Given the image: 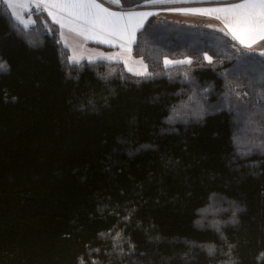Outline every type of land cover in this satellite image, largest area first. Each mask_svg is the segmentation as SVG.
I'll return each instance as SVG.
<instances>
[{
	"label": "trees",
	"instance_id": "obj_1",
	"mask_svg": "<svg viewBox=\"0 0 264 264\" xmlns=\"http://www.w3.org/2000/svg\"><path fill=\"white\" fill-rule=\"evenodd\" d=\"M31 14L0 0V264H264V52L151 17L136 76Z\"/></svg>",
	"mask_w": 264,
	"mask_h": 264
},
{
	"label": "crops",
	"instance_id": "obj_2",
	"mask_svg": "<svg viewBox=\"0 0 264 264\" xmlns=\"http://www.w3.org/2000/svg\"><path fill=\"white\" fill-rule=\"evenodd\" d=\"M2 1L8 6L13 18L26 28L34 24L32 10L44 11L50 20L58 26L60 40L63 46L68 49L70 60L74 64L84 61H105L121 63L126 68L142 66L143 61L133 56L132 46L137 34L151 17H164L179 23L218 29L241 44L232 35L231 29H235L245 41L244 44H241L242 46L260 53L264 52V31L259 28L245 31L242 26L238 27L234 22V14L240 10L227 7L244 3L246 0H153L139 9H124L120 0L118 3L116 0H92L101 8L123 14V18L118 21L123 38L102 33L100 26H97L95 32H85L82 22L69 24V13L74 10L53 6L62 5L69 0ZM226 8L227 10H224ZM259 10L257 3V11ZM58 20L64 22L63 27L57 23ZM226 24L230 26H226Z\"/></svg>",
	"mask_w": 264,
	"mask_h": 264
},
{
	"label": "snow or ice",
	"instance_id": "obj_3",
	"mask_svg": "<svg viewBox=\"0 0 264 264\" xmlns=\"http://www.w3.org/2000/svg\"><path fill=\"white\" fill-rule=\"evenodd\" d=\"M116 2L118 3L119 0H116ZM257 3L259 4V11H257ZM53 6L73 9L74 11L69 13V24L82 22L85 32H95L97 26H100L102 33L123 38V33L118 27V21L123 18L121 13L101 8L100 5L95 4L92 0H69V2L62 5L56 4ZM227 7L240 10L234 14V22L238 27L242 26L245 31H253L257 28L264 31V0H246L244 3ZM224 10H227V8ZM57 23H60L62 27L64 26L62 20H58ZM226 26L230 25L226 24ZM231 30L233 37L239 40L241 44H244L245 41L241 35L235 29ZM205 59L211 62V57L207 53H205ZM187 62L191 63V60ZM165 63H183V61L173 62L166 59ZM4 70H6V65L0 63V71ZM81 264H84L83 260H81Z\"/></svg>",
	"mask_w": 264,
	"mask_h": 264
},
{
	"label": "rangeland",
	"instance_id": "obj_4",
	"mask_svg": "<svg viewBox=\"0 0 264 264\" xmlns=\"http://www.w3.org/2000/svg\"><path fill=\"white\" fill-rule=\"evenodd\" d=\"M167 60L168 61H173V60H170V59H167ZM173 62H175V61H173ZM173 64H176V63H169V64L165 63L166 66H171ZM123 66H124L125 70L128 73L134 74L136 76H146L148 74V68H147V66H146V64L144 62H143L142 66H140V65H138L136 67H130L129 66L127 68H126V66L124 64H123Z\"/></svg>",
	"mask_w": 264,
	"mask_h": 264
}]
</instances>
